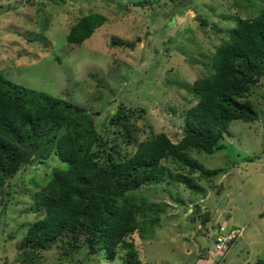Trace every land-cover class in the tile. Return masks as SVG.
I'll use <instances>...</instances> for the list:
<instances>
[{
    "label": "rangeland",
    "instance_id": "rangeland-1",
    "mask_svg": "<svg viewBox=\"0 0 264 264\" xmlns=\"http://www.w3.org/2000/svg\"><path fill=\"white\" fill-rule=\"evenodd\" d=\"M263 7L264 0H0V75L83 106L108 146L121 138L110 116L118 105L132 109L135 141L119 145L123 154L132 155L137 143L157 134L177 144L185 113L198 102L195 81L215 71L213 54L237 21ZM91 14L104 16L103 25L83 44H68L71 26ZM113 39L127 45H113ZM241 100L251 101L258 119L232 121L210 153L189 152L214 172L205 179L181 171L199 192L171 181L135 192L149 208L142 230L126 242L141 264L264 259V78ZM57 168L66 165L51 154L0 187V264L17 262V244L43 213L31 195ZM219 225L227 233L241 229L238 241L214 244ZM42 254L40 264H124L125 250L114 260L102 252L92 255L86 247L60 256L54 246Z\"/></svg>",
    "mask_w": 264,
    "mask_h": 264
},
{
    "label": "trees",
    "instance_id": "trees-1",
    "mask_svg": "<svg viewBox=\"0 0 264 264\" xmlns=\"http://www.w3.org/2000/svg\"><path fill=\"white\" fill-rule=\"evenodd\" d=\"M104 21L100 14L82 17L71 26L68 44H83ZM112 44L120 47L127 42L113 39ZM212 65V74L195 81L198 102L185 113L182 139L173 144L165 134H157L137 143L130 156L119 145L135 141L136 125L129 121L132 109L118 105L110 116L108 122L121 138H113L108 146L96 131L94 115L83 106L0 75V187L22 168L34 161L40 165L51 154L66 165L54 169L48 183L31 195L43 213L17 244L15 264H40L42 253L54 246L60 256L86 247L92 255L102 252L108 260L125 250L124 264H141L133 245L126 242L142 230L149 208L135 192L143 185L168 181L199 192L187 174L199 173L207 179L214 172L189 152L210 153L232 121L258 119L251 101L241 98L264 78V7L254 9L252 18L237 21L214 52ZM163 162L177 171L171 172ZM217 228L214 244L227 233L220 225ZM254 264H264V259Z\"/></svg>",
    "mask_w": 264,
    "mask_h": 264
},
{
    "label": "built area",
    "instance_id": "built-area-1",
    "mask_svg": "<svg viewBox=\"0 0 264 264\" xmlns=\"http://www.w3.org/2000/svg\"><path fill=\"white\" fill-rule=\"evenodd\" d=\"M240 231L241 230H237V231H231L228 232L226 235L224 236H219L217 238L218 240V246H220V244H222L223 242L226 243V246H228L234 239H238L237 237L240 236ZM238 232V234H236Z\"/></svg>",
    "mask_w": 264,
    "mask_h": 264
},
{
    "label": "crops",
    "instance_id": "crops-1",
    "mask_svg": "<svg viewBox=\"0 0 264 264\" xmlns=\"http://www.w3.org/2000/svg\"><path fill=\"white\" fill-rule=\"evenodd\" d=\"M230 228H233V227H230Z\"/></svg>",
    "mask_w": 264,
    "mask_h": 264
},
{
    "label": "clouds",
    "instance_id": "clouds-1",
    "mask_svg": "<svg viewBox=\"0 0 264 264\" xmlns=\"http://www.w3.org/2000/svg\"><path fill=\"white\" fill-rule=\"evenodd\" d=\"M239 230H241V229H239Z\"/></svg>",
    "mask_w": 264,
    "mask_h": 264
}]
</instances>
